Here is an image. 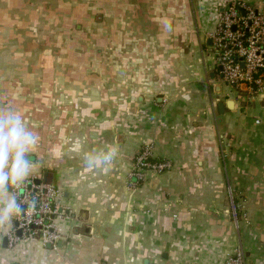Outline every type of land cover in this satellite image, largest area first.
Returning a JSON list of instances; mask_svg holds the SVG:
<instances>
[{"label":"crops","instance_id":"obj_1","mask_svg":"<svg viewBox=\"0 0 264 264\" xmlns=\"http://www.w3.org/2000/svg\"><path fill=\"white\" fill-rule=\"evenodd\" d=\"M225 1L0 0V111L39 136L29 178L53 171L62 209L55 246L3 245L13 216L0 224V264H223L240 247L264 264V89H232L209 64ZM143 142L171 166L138 183ZM109 145L107 170L89 169Z\"/></svg>","mask_w":264,"mask_h":264},{"label":"built area","instance_id":"obj_2","mask_svg":"<svg viewBox=\"0 0 264 264\" xmlns=\"http://www.w3.org/2000/svg\"><path fill=\"white\" fill-rule=\"evenodd\" d=\"M209 64L218 72V78L230 88L240 90L244 85L250 93L264 89V8L241 0H226L209 33ZM171 166L169 158H156L152 142H143L134 152L132 172L136 180H144L148 172L160 174ZM38 176L28 178L20 190L19 202L23 209L14 214L13 227L7 231L9 243L21 235H38L44 243L55 246L59 234L54 230V215L60 192L53 182H44ZM14 191V190H13ZM17 228L21 234L16 233ZM224 264H246L241 248L234 251Z\"/></svg>","mask_w":264,"mask_h":264},{"label":"clouds","instance_id":"obj_3","mask_svg":"<svg viewBox=\"0 0 264 264\" xmlns=\"http://www.w3.org/2000/svg\"><path fill=\"white\" fill-rule=\"evenodd\" d=\"M38 141L39 136L25 125L18 112L0 111V224L22 210L19 193L36 167L30 155ZM117 152V146L109 145L106 150L88 153L86 166L107 170Z\"/></svg>","mask_w":264,"mask_h":264},{"label":"rangeland","instance_id":"obj_4","mask_svg":"<svg viewBox=\"0 0 264 264\" xmlns=\"http://www.w3.org/2000/svg\"><path fill=\"white\" fill-rule=\"evenodd\" d=\"M136 149L132 150L131 151V168H130V171H129V176H131V172H132V163H133V155H134V152H135ZM143 180L140 179V180H137L138 183H141ZM228 197V208H229V216L237 221V220H241L244 218L245 216V212H244V207H243V203H242V200L240 198H237L236 196H234V193L231 194L229 191L227 192ZM237 248V247H236ZM241 250L243 251V254H244V261L246 262V264L248 263L247 262V254L246 252L244 251V249L242 247H240ZM239 249V248H238ZM234 254H236L235 252H231L229 254V256L226 258V260L229 258V257H233ZM224 264V263H223Z\"/></svg>","mask_w":264,"mask_h":264},{"label":"water","instance_id":"obj_5","mask_svg":"<svg viewBox=\"0 0 264 264\" xmlns=\"http://www.w3.org/2000/svg\"><path fill=\"white\" fill-rule=\"evenodd\" d=\"M232 103H233V99H231V98L227 99L225 102L219 101L218 102V107H219L220 112H223V105L226 104L227 106L231 107ZM40 179H41L40 177H37L36 178V182H39ZM42 180L44 182H53V180H54V172L51 171V170H44L43 173H42ZM22 209H23V206H22ZM14 224H17V222L15 220H14ZM16 233L18 235L21 234V231H20L19 228H17ZM38 235H41V232H39ZM6 244H7V236H4L3 237V245H6Z\"/></svg>","mask_w":264,"mask_h":264}]
</instances>
